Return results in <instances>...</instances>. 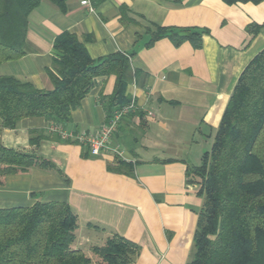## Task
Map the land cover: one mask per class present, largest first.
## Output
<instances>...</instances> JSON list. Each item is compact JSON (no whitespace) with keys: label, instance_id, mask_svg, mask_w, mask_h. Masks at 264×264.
<instances>
[{"label":"crops","instance_id":"1","mask_svg":"<svg viewBox=\"0 0 264 264\" xmlns=\"http://www.w3.org/2000/svg\"><path fill=\"white\" fill-rule=\"evenodd\" d=\"M91 4L94 12L80 0H66L64 8L43 0L29 16L26 53L1 63L0 76L53 89L54 41L63 32L75 34L93 59L135 52L127 94L139 110L123 118L110 140L120 153L92 155L43 117H24L12 130L0 118V144L55 165L6 175L0 208L67 202L79 220L72 246L94 260L92 248L117 234L139 247L132 264H186L203 205L201 186L187 170L201 166L211 151L242 71L264 49V0ZM155 26L203 31L202 44L188 39L176 46L163 37L148 46ZM115 84V75L97 77L71 122L61 127L96 134L109 119L104 98ZM121 162L134 165V174L110 170Z\"/></svg>","mask_w":264,"mask_h":264},{"label":"trees","instance_id":"2","mask_svg":"<svg viewBox=\"0 0 264 264\" xmlns=\"http://www.w3.org/2000/svg\"><path fill=\"white\" fill-rule=\"evenodd\" d=\"M42 1L0 0V64L24 56L29 16ZM49 1L61 8L66 3ZM202 32L155 26L148 46L168 37L176 46L189 39L200 47ZM86 47L73 33L63 32L55 39L53 89L0 76L3 127L12 130L24 117H43L59 126L71 122L72 111L103 75L116 76L114 92L104 98L109 117L128 104L135 52L93 59ZM221 121L201 166L187 170L190 181L201 186L203 205L186 264H264V49L242 71ZM32 167L55 165L0 144V184L6 175ZM110 170L133 175L134 165L121 162ZM78 228V216L67 202L0 208V264H132L139 252L135 243L116 234L92 248L94 260L73 248Z\"/></svg>","mask_w":264,"mask_h":264},{"label":"built area","instance_id":"3","mask_svg":"<svg viewBox=\"0 0 264 264\" xmlns=\"http://www.w3.org/2000/svg\"><path fill=\"white\" fill-rule=\"evenodd\" d=\"M81 5L88 7L90 12H94L95 8L91 4V0H80ZM139 108L136 105L134 99L122 107L117 108L108 121L101 127L96 134H88L86 132L76 133L73 131L64 130L57 124L52 125V129L58 132L63 138L73 139L79 141L88 146L92 155H100L105 150H112L119 154V148L111 147L110 140L118 130L123 118L132 112L138 111ZM150 115L152 113H149Z\"/></svg>","mask_w":264,"mask_h":264}]
</instances>
